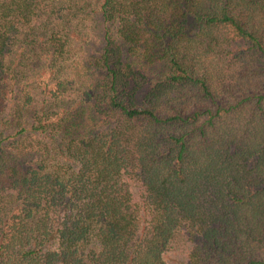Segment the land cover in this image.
Listing matches in <instances>:
<instances>
[{
  "label": "trees",
  "instance_id": "obj_1",
  "mask_svg": "<svg viewBox=\"0 0 264 264\" xmlns=\"http://www.w3.org/2000/svg\"><path fill=\"white\" fill-rule=\"evenodd\" d=\"M0 264H264V0H0Z\"/></svg>",
  "mask_w": 264,
  "mask_h": 264
}]
</instances>
